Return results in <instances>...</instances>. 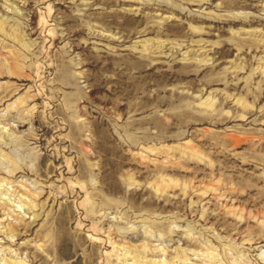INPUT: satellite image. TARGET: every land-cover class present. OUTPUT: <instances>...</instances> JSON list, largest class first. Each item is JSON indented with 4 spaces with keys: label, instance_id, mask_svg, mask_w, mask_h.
<instances>
[{
    "label": "rangeland",
    "instance_id": "rangeland-1",
    "mask_svg": "<svg viewBox=\"0 0 264 264\" xmlns=\"http://www.w3.org/2000/svg\"><path fill=\"white\" fill-rule=\"evenodd\" d=\"M264 264V0H0V264Z\"/></svg>",
    "mask_w": 264,
    "mask_h": 264
},
{
    "label": "bare ground",
    "instance_id": "bare-ground-1",
    "mask_svg": "<svg viewBox=\"0 0 264 264\" xmlns=\"http://www.w3.org/2000/svg\"><path fill=\"white\" fill-rule=\"evenodd\" d=\"M22 264V263H21Z\"/></svg>",
    "mask_w": 264,
    "mask_h": 264
}]
</instances>
